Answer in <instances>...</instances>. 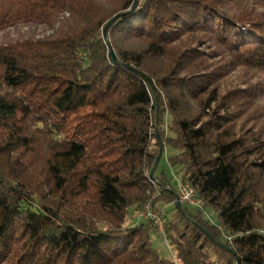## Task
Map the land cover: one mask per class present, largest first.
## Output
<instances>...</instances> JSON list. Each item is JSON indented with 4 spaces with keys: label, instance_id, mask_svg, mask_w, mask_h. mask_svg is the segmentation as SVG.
Wrapping results in <instances>:
<instances>
[{
    "label": "trees",
    "instance_id": "1",
    "mask_svg": "<svg viewBox=\"0 0 264 264\" xmlns=\"http://www.w3.org/2000/svg\"><path fill=\"white\" fill-rule=\"evenodd\" d=\"M261 230L264 0H0V264H264Z\"/></svg>",
    "mask_w": 264,
    "mask_h": 264
},
{
    "label": "built area",
    "instance_id": "2",
    "mask_svg": "<svg viewBox=\"0 0 264 264\" xmlns=\"http://www.w3.org/2000/svg\"><path fill=\"white\" fill-rule=\"evenodd\" d=\"M153 181V180H152ZM156 183V181H153ZM178 194L183 204L193 207H200L201 203L197 198V193L193 185L184 183L182 180L179 182ZM159 194V189L157 190ZM138 216L144 220H150L153 227L161 234L164 243L168 244L167 220L168 210L164 205H154L152 201H147L144 205L136 209ZM264 232V230H261Z\"/></svg>",
    "mask_w": 264,
    "mask_h": 264
},
{
    "label": "rangeland",
    "instance_id": "3",
    "mask_svg": "<svg viewBox=\"0 0 264 264\" xmlns=\"http://www.w3.org/2000/svg\"><path fill=\"white\" fill-rule=\"evenodd\" d=\"M171 151H173V150H170V148H168V147L165 149V152L159 161L158 172L165 170L166 173L169 175V177L173 178L174 185L178 186L179 182L181 181V177H180V175H178L176 173V168H173L172 166H170V164L168 163V160H167L168 154ZM158 205H164L167 207V210L169 212L168 216L173 210V205L171 203L168 204V203L161 202V204H158ZM191 207H193V206H191ZM134 212H136V209L134 211L130 210L129 215L126 218L125 225L127 227L131 226L132 224H134L136 222H139V218L136 216V214ZM205 212L208 214V218L212 222L217 221V219H218L217 213L213 209H211L210 207L207 206L205 208ZM150 237H151V242H152L153 247L158 248L162 255H164L166 257L173 258L174 252H175L174 246L170 245V242H168V244L164 243L163 239L161 237V234L158 230H156L155 228H152L150 231Z\"/></svg>",
    "mask_w": 264,
    "mask_h": 264
},
{
    "label": "water",
    "instance_id": "4",
    "mask_svg": "<svg viewBox=\"0 0 264 264\" xmlns=\"http://www.w3.org/2000/svg\"><path fill=\"white\" fill-rule=\"evenodd\" d=\"M111 22H109L105 29H104V33H106V30L108 28V26L110 25ZM110 56H111V59L115 62V63H118V59H117V56L115 54V51L114 50H111L110 52ZM138 75H140L143 79H145V81H147V83L150 85V88H151V91H152V95H153V99H154V102H155V106H156V119H155V122H156V126L158 127V110H159V102H158V97H157V94H158V90H157V86L154 82L153 79H151L147 74L139 71V70H134ZM163 141L159 138V152H158V155L157 157L155 158L154 160V163L152 165V169H151V172H150V178L153 180V181H156V177L154 176V172L156 170V167L157 165L159 164V161L161 159V156H162V153H163ZM174 194H175V197H176V205L177 207L180 209V211L185 214L187 217H189L188 213L186 212L185 208H184V204L182 203L180 197H179V194H178V191H174ZM237 264H240L239 263V260H237Z\"/></svg>",
    "mask_w": 264,
    "mask_h": 264
},
{
    "label": "crops",
    "instance_id": "5",
    "mask_svg": "<svg viewBox=\"0 0 264 264\" xmlns=\"http://www.w3.org/2000/svg\"><path fill=\"white\" fill-rule=\"evenodd\" d=\"M135 214H136V216L139 218V220H140V217L138 216V214L135 212Z\"/></svg>",
    "mask_w": 264,
    "mask_h": 264
}]
</instances>
